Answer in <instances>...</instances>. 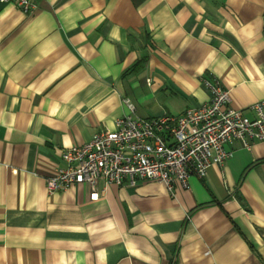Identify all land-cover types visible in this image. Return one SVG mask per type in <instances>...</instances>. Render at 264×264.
<instances>
[{
  "label": "crops",
  "instance_id": "1",
  "mask_svg": "<svg viewBox=\"0 0 264 264\" xmlns=\"http://www.w3.org/2000/svg\"><path fill=\"white\" fill-rule=\"evenodd\" d=\"M0 3V264H264V140L171 192L100 181L50 194L65 149L119 118L178 116L206 81L255 117L264 0Z\"/></svg>",
  "mask_w": 264,
  "mask_h": 264
},
{
  "label": "built area",
  "instance_id": "2",
  "mask_svg": "<svg viewBox=\"0 0 264 264\" xmlns=\"http://www.w3.org/2000/svg\"><path fill=\"white\" fill-rule=\"evenodd\" d=\"M31 13L34 0H0ZM209 102L186 109L181 115L140 117L126 100L132 114L119 118L113 131H101L81 145L65 149L63 164L46 178L50 194L74 184L91 187V200L99 197L98 184L135 186L148 180L164 183L173 192L188 188L192 176L204 178L212 165L232 157L235 141L250 147L264 140V101L252 105L255 117L230 106V92L219 82L206 81Z\"/></svg>",
  "mask_w": 264,
  "mask_h": 264
}]
</instances>
